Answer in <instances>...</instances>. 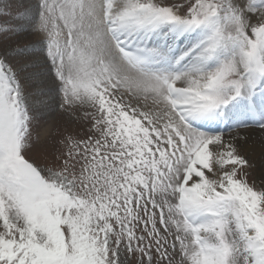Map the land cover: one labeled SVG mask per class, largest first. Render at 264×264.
<instances>
[{
    "label": "snow or ice",
    "instance_id": "1",
    "mask_svg": "<svg viewBox=\"0 0 264 264\" xmlns=\"http://www.w3.org/2000/svg\"><path fill=\"white\" fill-rule=\"evenodd\" d=\"M264 0H0V264H264Z\"/></svg>",
    "mask_w": 264,
    "mask_h": 264
},
{
    "label": "bare ground",
    "instance_id": "2",
    "mask_svg": "<svg viewBox=\"0 0 264 264\" xmlns=\"http://www.w3.org/2000/svg\"><path fill=\"white\" fill-rule=\"evenodd\" d=\"M253 140H254V142H255V140H258V142H260V143H258V144L254 143V145L252 144L250 146H248L249 145L248 144L247 146H245L244 151H245V153L251 151L250 154H253V155L249 154L248 156L252 157L256 161V163L259 164L260 166H262V168H263L264 167V145H262V142L258 136ZM263 170H264V168H263Z\"/></svg>",
    "mask_w": 264,
    "mask_h": 264
},
{
    "label": "rangeland",
    "instance_id": "3",
    "mask_svg": "<svg viewBox=\"0 0 264 264\" xmlns=\"http://www.w3.org/2000/svg\"><path fill=\"white\" fill-rule=\"evenodd\" d=\"M254 143H257L258 144L260 142H258V140H255V142H254V140H250L248 146H250L252 144L254 145ZM250 153H251V151L250 152H247L246 154L249 155ZM250 155H253V154H250ZM248 157H249L250 161L255 164L256 167L254 169V174L259 178V176L261 175V173L264 172V170H263L264 167L262 168V166H260L259 164H257L256 161L252 157H250V156H248Z\"/></svg>",
    "mask_w": 264,
    "mask_h": 264
}]
</instances>
